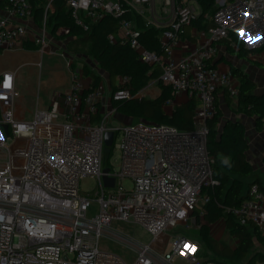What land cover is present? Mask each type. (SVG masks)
Instances as JSON below:
<instances>
[{
    "label": "built area",
    "instance_id": "built-area-1",
    "mask_svg": "<svg viewBox=\"0 0 264 264\" xmlns=\"http://www.w3.org/2000/svg\"><path fill=\"white\" fill-rule=\"evenodd\" d=\"M38 1L44 6L43 26L35 40L38 49L42 55L67 59L66 52L50 49L54 36L47 20L54 0ZM65 1L84 30L107 15L118 18L119 37L144 62L162 65L160 80L173 94L164 107H172L181 92L196 98L193 127L147 120L114 126L116 110L106 109L102 83L94 86L84 74V61L78 60L79 68L70 67L67 91L37 106L31 118H18L16 72L5 69L0 75V264H177L179 257L187 264H224L207 255L196 238L174 228L203 225L204 206L211 197L207 190L218 183L215 159L207 148L208 120L217 111L219 89L238 95L232 73L211 64L215 43L236 38L246 49L264 51V0H215L209 38L179 58L175 49L182 44L183 27L202 12L199 0H159L160 10L157 0ZM128 11L143 16L147 27L164 28L161 51L143 45L137 24L124 17ZM34 15L33 0H8L0 13V55L22 49L28 32L23 21ZM58 32L69 29L60 27ZM111 96L112 101L132 97L128 76L118 77ZM3 124H8L9 136ZM107 131L114 132L109 148ZM113 149L119 153L118 166L108 161ZM105 174L115 179L114 186L105 185ZM86 177L97 180L96 197L82 189ZM94 202L98 211L91 215ZM230 211L240 223L256 224L264 238V191L257 182L251 184L248 198ZM114 221L140 225L151 238L140 241L132 261L100 244ZM221 229L228 232L225 223Z\"/></svg>",
    "mask_w": 264,
    "mask_h": 264
},
{
    "label": "trees",
    "instance_id": "trees-1",
    "mask_svg": "<svg viewBox=\"0 0 264 264\" xmlns=\"http://www.w3.org/2000/svg\"><path fill=\"white\" fill-rule=\"evenodd\" d=\"M199 1L202 5V12L183 27L181 36L185 34L187 26L194 27L196 30L209 31L215 25L212 18L217 8L215 0ZM176 2L183 3L184 0H176ZM33 3L38 23L41 24L44 15L43 2L33 0ZM7 5L8 0H0V8H6ZM124 17L137 24L141 31L139 39L147 49L161 51L159 34L164 30L163 27H147L144 17L137 15L134 11H128ZM47 25H50L51 29H49L54 37L62 35L72 38L66 44V49L68 50L70 47L75 54L81 52L95 59L96 63L108 73L112 84H115L120 76L129 77L132 97L113 100L112 108L117 112L139 118V120L172 125L180 129L193 127L192 122L197 106L196 98L175 104L171 112L165 109L166 100L173 94L171 86L160 80L162 65L144 62L130 43L119 37L120 20L118 18L107 15L98 22L91 23L89 30H84L83 27L76 24L66 1L54 0L49 10ZM60 27L68 28L69 32L59 33ZM112 38L114 39L112 40ZM219 42L225 43L230 49L233 48L232 45H238V47L234 46L237 48L234 50H238L237 54L241 56L248 54V50L236 38H223ZM72 44L75 46L73 47ZM72 65L76 67L77 60ZM83 67L85 76L93 80L94 86H98L102 81L101 75L96 74L85 62ZM232 72L240 80L237 95L238 111L255 115L258 129L262 128L264 125V92L256 93L257 83L247 73L235 68H232ZM152 80H156V84L161 90L160 95L154 98L139 96L138 94ZM116 88L117 84H115ZM220 114L217 109L214 117L208 120L207 148L215 159L213 167L218 183L207 190L211 197L204 206L202 217L204 222L199 237L215 254L214 257L211 256L214 260L224 264H257L264 262V252L258 251L251 254L252 248L255 241L264 245V238L256 224L252 222L249 224L240 223L230 210L248 198L253 182H257L263 191L264 182L257 174L253 173L252 164L247 157L249 141L244 123L237 119H228L222 123ZM249 176L251 179L247 181ZM218 221H224L228 232L236 238L235 247L223 246L218 239L211 236L210 225Z\"/></svg>",
    "mask_w": 264,
    "mask_h": 264
},
{
    "label": "crops",
    "instance_id": "crops-1",
    "mask_svg": "<svg viewBox=\"0 0 264 264\" xmlns=\"http://www.w3.org/2000/svg\"><path fill=\"white\" fill-rule=\"evenodd\" d=\"M158 1L159 0H157V2ZM3 12L4 8H0V13ZM23 22H25L28 32L27 37L22 42V49L17 51H4L0 55V75L5 69H11L16 72V83L21 94L15 102V113L18 118L29 119L32 117L37 106L47 104L52 97L67 91L71 86V78H69L70 75L66 74L64 69L59 67L61 66L59 64L54 68L50 67L49 69H45L48 74L45 81L41 78L44 67L43 55L40 53L39 49L36 48L38 45L35 40L40 34L43 22L41 24L38 23L36 13L33 17ZM185 29V34L181 38L182 44L175 49L177 58L201 46L209 38L207 31L196 30L194 27L190 26H187ZM161 36L162 32L159 34V40ZM49 40L50 49L59 51L65 48L66 43L56 40L55 37H50ZM215 45L217 47V54L211 59V64L213 66L223 71H230L234 77V83L237 88L240 80L233 74L232 68L242 70L256 81V93L261 94L264 92V51H253L244 47L248 50V54L247 56H241L237 54L238 50H234L238 45H234L235 47L232 45L233 48L231 49L223 42L218 41ZM49 55L54 56L56 54ZM66 61L69 67H74L72 66V58L67 57ZM68 61H72V63ZM51 73H53V75ZM36 77H38V82L36 81ZM152 82H154V80H152L138 95L151 98L159 96L161 90L157 84L152 86ZM62 84L65 85L64 88H62ZM60 87L62 89H59ZM36 97H38V100H36ZM190 99L187 93H178L174 97L173 106L168 108L165 107V109L171 112L175 104L186 102ZM109 100L110 99L107 101ZM216 103L217 109L221 113L220 118L222 123L228 119H237L244 123L249 141V148L246 153L247 157L252 164L253 173L257 174L264 182V125L262 128L258 129L257 117L255 115L239 112L238 97H231L224 89H219ZM106 106L107 103L105 104V107ZM107 109H110V107ZM250 179L251 176L246 180L250 181ZM231 238H233V236H231Z\"/></svg>",
    "mask_w": 264,
    "mask_h": 264
},
{
    "label": "rangeland",
    "instance_id": "rangeland-1",
    "mask_svg": "<svg viewBox=\"0 0 264 264\" xmlns=\"http://www.w3.org/2000/svg\"><path fill=\"white\" fill-rule=\"evenodd\" d=\"M158 8L160 9V2H157ZM48 28H50V25H48ZM55 39L59 40L60 42L63 43H69V41L72 38H66L65 36L62 35H55ZM72 46L74 47L75 44H72ZM68 47V50L66 48L59 50L60 51H64L66 52L69 57H71L73 59V62L76 60L78 61H84L85 63H89L95 66V68L93 69L94 72L98 75H101L102 77V85L105 89V94H104V99L103 101H105V103H107L106 109L112 106V100H111V94L113 89H115V84H112L110 82L109 76L106 73V71H104L99 65L98 63H96L95 59L91 58L88 54H84L81 52H78V54H75L72 48ZM79 55L78 58H76ZM81 55V57H80ZM76 56V57H75ZM43 62H44V67L42 70V74H41V78H43V80H46V77L48 76L47 71L45 69H49L56 67V65H61L59 66L61 69H64L66 74L70 75L69 78H71V72H70V67L67 65V61L63 56H59V55H49L48 53H44L43 55ZM73 66V65H72ZM78 68L80 67V63L77 65ZM73 67V68H77ZM38 69V67H37ZM53 75V73H51ZM36 81L38 82V77H36ZM156 80H154V82H152V86L156 85ZM63 85V84H62ZM60 85V86H62ZM65 85L62 86V88H64ZM61 87L59 89H62ZM108 99H110L109 101H107ZM36 100H38V97H36ZM140 121L139 118L136 117H130V116H123L121 115L119 112H115L112 115V124L114 126L119 127L121 125V123H130V122H137ZM121 132H119L117 134V141H120L121 139ZM108 161L114 165V166H118L120 164V159H119V153L113 149ZM124 184H126L127 186H131L132 184L130 183L129 180H125ZM96 186H97V180L91 177H86L84 179H82L81 181V187L83 190L88 191L91 193L92 196H95V192H96ZM98 211V202H94L91 209H90V214L94 215L96 214ZM216 225H214V229L211 230V236L215 237L216 239H218V241L220 242V244L224 245H229L231 247H235L236 246V238L233 237L231 238V234L228 233L226 230H222L221 228L224 226V221H218L215 223ZM201 228H196L195 226H191L190 228H186L185 225H178L176 228H174V231H178V232H183L186 234H189L191 237L196 238L200 244L202 245V247L205 249V253L209 256L214 257L215 254L212 252V250L209 248V246L199 237V232H200ZM151 238L148 234V232H146L140 225L137 224H133V223H128L125 221H114V223L112 224L111 227H109L108 229L105 230L100 244L102 247L104 248H108L111 250H114L116 252H119L120 254H122L127 260H134L135 256H136V250L140 244V241H149ZM264 252V245L260 244L258 241H255V245L252 248V252L251 254L255 253V252ZM175 263L177 264H187L186 260L183 257H179L175 260Z\"/></svg>",
    "mask_w": 264,
    "mask_h": 264
},
{
    "label": "water",
    "instance_id": "water-1",
    "mask_svg": "<svg viewBox=\"0 0 264 264\" xmlns=\"http://www.w3.org/2000/svg\"><path fill=\"white\" fill-rule=\"evenodd\" d=\"M3 127H4L6 135L9 136L10 135V131H9L8 124H3ZM113 141H114V132L113 131H107L105 133V145H106V147L109 148L113 144ZM104 172L105 173L109 172V167H105L104 168ZM103 180H104V183H105L106 186H111L112 187L115 184V179L109 177L106 174L103 176Z\"/></svg>",
    "mask_w": 264,
    "mask_h": 264
},
{
    "label": "snow or ice",
    "instance_id": "snow-or-ice-1",
    "mask_svg": "<svg viewBox=\"0 0 264 264\" xmlns=\"http://www.w3.org/2000/svg\"><path fill=\"white\" fill-rule=\"evenodd\" d=\"M257 39H258V38H257ZM249 42H254V41H251V40H250ZM8 79L10 80V78H8ZM8 86H9V84L6 83V84H5V87H8ZM186 247H188V246H186ZM193 250H194V249H193ZM182 254H183V253H182Z\"/></svg>",
    "mask_w": 264,
    "mask_h": 264
}]
</instances>
